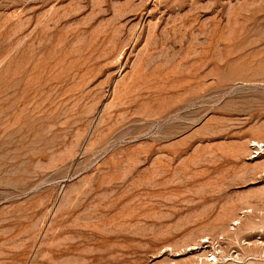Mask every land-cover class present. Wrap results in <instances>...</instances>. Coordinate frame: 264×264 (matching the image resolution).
<instances>
[{
  "label": "rangeland",
  "instance_id": "1",
  "mask_svg": "<svg viewBox=\"0 0 264 264\" xmlns=\"http://www.w3.org/2000/svg\"><path fill=\"white\" fill-rule=\"evenodd\" d=\"M263 139L264 0H0V264H264Z\"/></svg>",
  "mask_w": 264,
  "mask_h": 264
},
{
  "label": "bare ground",
  "instance_id": "2",
  "mask_svg": "<svg viewBox=\"0 0 264 264\" xmlns=\"http://www.w3.org/2000/svg\"><path fill=\"white\" fill-rule=\"evenodd\" d=\"M107 37H109V36H107ZM112 40V39H111ZM107 41H109V40H107ZM88 44V43H87ZM99 45V44H98ZM106 47V46H105ZM98 49V48H97ZM107 49V48H106ZM103 50V49H102ZM100 53V52H99ZM107 53V52H106ZM91 54V53H90ZM105 54V53H104ZM101 55V54H100ZM90 57H92V54H91V56ZM90 57H88V58H90ZM101 57V56H100ZM104 56H102L101 58H103ZM110 57V56H109ZM97 58V57H96ZM99 58V57H98ZM105 58V57H104ZM33 59V58H32ZM95 59V58H94ZM90 60V59H89ZM87 61V60H86ZM95 61H97L96 59H95ZM99 61H102V60H100V58L98 59V62ZM91 62H92V60H91ZM85 62H83V64H84ZM89 63V62H88ZM88 63H87V65H88ZM93 64L95 63V62H92ZM91 63V64H92ZM91 64H89L90 66H91ZM92 64V65H93ZM101 65V64H100ZM102 66V65H101ZM83 67H85V65L83 66ZM93 67V66H92ZM93 68H95V66L93 67ZM88 71V70H87ZM89 71H91V70H89ZM145 71V70H144ZM80 72V71H79ZM87 73V72H86ZM33 75V74H32ZM83 75V74H82ZM86 75V74H85ZM29 77V76H28ZM93 77V76H92ZM49 78V77H48ZM80 78V77H79ZM121 78V77H120ZM82 79V78H81ZM86 79V78H85ZM89 79V78H88ZM94 80V79H93ZM83 81V80H82ZM87 81V80H86ZM85 81V82H86ZM83 83V82H82ZM88 83V82H87ZM86 83V84H87ZM82 85V84H81ZM85 85V84H84ZM129 86V85H128ZM39 87V86H38ZM85 88V87H84ZM82 95V94H81ZM79 96V95H78ZM77 96V97H78ZM84 96V95H83ZM81 98V97H80ZM80 100V99H79ZM113 102V101H112ZM79 103V102H78ZM106 106V105H105ZM104 106V107H105ZM109 106V105H108ZM107 107V106H106ZM103 109V108H102ZM68 110V109H67ZM107 110V108H105V110L103 111V112H105ZM105 114V113H104ZM263 130V129H262ZM264 140V139H263ZM263 140H258V141H255L254 140V144L255 145H257L258 147H260V145H261V141L263 142ZM93 143V142H92ZM90 146V145H89ZM259 167V166H258ZM262 168V167H261ZM263 168H264V166H263ZM260 169V168H259ZM236 221H237V219H236ZM233 222H234V220H233ZM237 223V222H236ZM236 223H235V225H236ZM238 224V223H237ZM232 226V225H231ZM234 226V225H233ZM232 229V228H231ZM236 231V230H235ZM233 232V231H232ZM230 236V235H229ZM228 236V237H229ZM206 237V236H205ZM203 239H204V237H202ZM202 238L200 239V240H202ZM220 238V237H219ZM206 240V239H205ZM209 240V239H208ZM225 240V239H224ZM201 242V241H200ZM204 242H206V241H204ZM182 243H184L185 244V242H183L182 241ZM204 244H206V243H204ZM177 245H178V243H177ZM201 245H203V244H201ZM185 246V245H184ZM187 246V245H186ZM207 246V245H206ZM187 247H189V244H188V246ZM194 247V246H193ZM207 247H209V246H207ZM176 248V247H175ZM181 248H182V246H181ZM190 248V247H189ZM189 248H185V249H189ZM212 248V247H211ZM179 249V248H178ZM183 249V248H182ZM181 249V250H182ZM208 249V248H207ZM180 250V249H179ZM189 250H192V251H194V250H196L197 251V253L196 254H194L193 252V254H194V256L193 257H196L197 258V260L198 261H195L194 259H192V258H190L189 259V263H186V264H218V262H219V257H218V255H219V253H217L216 251H219L218 250V248H215V252L218 254V255H216V253H210V255H208V253L205 251V247H203V246H196L195 245V247L194 248H192L191 247V249H189ZM213 250V249H212ZM166 251V250H165ZM214 251V250H213ZM185 252V251H184ZM183 252V254H185ZM208 252H209V250H208ZM222 251H220V253H221ZM173 253H175V252H173ZM179 253V252H178ZM178 253H177V256H178ZM191 253V254H192ZM235 253V252H234ZM172 254V253H171ZM176 254V253H175ZM181 254V253H180ZM231 254V253H230ZM182 255V254H181ZM190 255V254H189ZM221 255V254H220ZM237 255V254H236ZM235 255V256H236ZM183 256V255H182ZM222 256V255H221ZM176 257V256H175ZM211 257V258H210ZM225 257V256H224ZM228 257H230V256H227V258ZM231 257H232V255H231ZM238 257V256H237ZM236 257V258H237ZM178 258H180V257H178ZM183 259V258H182ZM233 259H235V258H233ZM232 259V260H233ZM238 259V258H237ZM227 260V259H226ZM230 261V260H229ZM234 261V260H233ZM174 262H176V261H174ZM174 264V263H173ZM179 264H181V263H179ZM224 264V263H223Z\"/></svg>",
  "mask_w": 264,
  "mask_h": 264
}]
</instances>
